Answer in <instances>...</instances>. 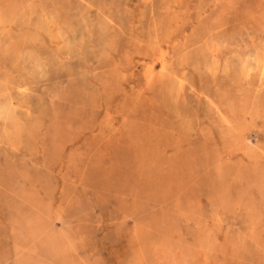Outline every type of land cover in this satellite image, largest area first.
Segmentation results:
<instances>
[{"label":"rangeland","instance_id":"obj_1","mask_svg":"<svg viewBox=\"0 0 264 264\" xmlns=\"http://www.w3.org/2000/svg\"><path fill=\"white\" fill-rule=\"evenodd\" d=\"M0 264H264V0H0Z\"/></svg>","mask_w":264,"mask_h":264},{"label":"bare ground","instance_id":"obj_2","mask_svg":"<svg viewBox=\"0 0 264 264\" xmlns=\"http://www.w3.org/2000/svg\"><path fill=\"white\" fill-rule=\"evenodd\" d=\"M162 69H163V67H162ZM42 226H44V225H41L40 227H39V230H41V232H42V234L44 235V237H45V241L50 245V247H57L58 245H56L57 243H56V241H59V239H55V236L56 235H49V233L46 231L47 229H45V228H42ZM31 229L30 230H28L27 231V235L26 236H28L30 239L31 238H34V237H36V236H34V229H33V227H30ZM41 233H39V235H40ZM53 236V237H52ZM52 237V238H51ZM44 242V241H43Z\"/></svg>","mask_w":264,"mask_h":264}]
</instances>
